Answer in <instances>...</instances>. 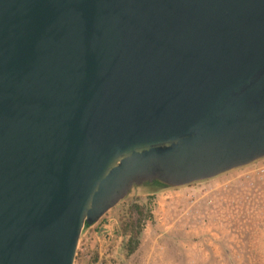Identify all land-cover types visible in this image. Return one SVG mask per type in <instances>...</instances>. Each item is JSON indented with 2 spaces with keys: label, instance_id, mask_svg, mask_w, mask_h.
Returning a JSON list of instances; mask_svg holds the SVG:
<instances>
[{
  "label": "water",
  "instance_id": "water-1",
  "mask_svg": "<svg viewBox=\"0 0 264 264\" xmlns=\"http://www.w3.org/2000/svg\"><path fill=\"white\" fill-rule=\"evenodd\" d=\"M264 155V0H0V264H72L134 183Z\"/></svg>",
  "mask_w": 264,
  "mask_h": 264
},
{
  "label": "rangeland",
  "instance_id": "rangeland-1",
  "mask_svg": "<svg viewBox=\"0 0 264 264\" xmlns=\"http://www.w3.org/2000/svg\"><path fill=\"white\" fill-rule=\"evenodd\" d=\"M134 181L82 224L72 264H264V155L184 184ZM132 220L138 243L125 255Z\"/></svg>",
  "mask_w": 264,
  "mask_h": 264
},
{
  "label": "trees",
  "instance_id": "trees-1",
  "mask_svg": "<svg viewBox=\"0 0 264 264\" xmlns=\"http://www.w3.org/2000/svg\"><path fill=\"white\" fill-rule=\"evenodd\" d=\"M93 220L94 219L85 218L83 220V225H88ZM134 226H135V222L133 220L129 223L124 222L123 225L121 226V232L123 237L119 246L121 248V251H123L125 255L129 254L136 247L138 243V239L134 235L135 233Z\"/></svg>",
  "mask_w": 264,
  "mask_h": 264
},
{
  "label": "crops",
  "instance_id": "crops-1",
  "mask_svg": "<svg viewBox=\"0 0 264 264\" xmlns=\"http://www.w3.org/2000/svg\"><path fill=\"white\" fill-rule=\"evenodd\" d=\"M89 225V224H88Z\"/></svg>",
  "mask_w": 264,
  "mask_h": 264
}]
</instances>
